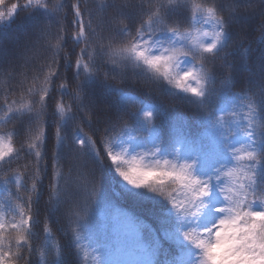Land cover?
Returning <instances> with one entry per match:
<instances>
[{
  "label": "snow or ice",
  "instance_id": "6c2138e0",
  "mask_svg": "<svg viewBox=\"0 0 264 264\" xmlns=\"http://www.w3.org/2000/svg\"><path fill=\"white\" fill-rule=\"evenodd\" d=\"M0 9H6L0 10L3 27L14 20L19 9L44 13L18 62L0 63V79L6 83L2 106L8 109L7 122L16 133L18 122L27 120L30 141L14 149L12 135H0L5 199L15 205L14 214L0 211V264H35L38 246L32 235L33 201L47 165L43 142L50 93L56 95L59 142L64 135L60 122L82 104L84 83L92 76L102 75L112 83L119 78L113 83L119 103L135 98L122 91L130 64H142L157 79L200 98L211 149H222L223 154L212 175L201 177L194 173L195 159L145 160L147 154L126 158L123 152L109 150L116 171L128 184L164 196L185 217L200 215L215 179L224 200L216 211L222 215L210 227L189 229L184 238L199 249V264H264V58L259 65L252 59L257 44L264 52V0H106L100 8L89 0H62L55 6L52 0H15L10 6L0 0ZM137 11L138 19L130 22L129 14ZM161 33L168 34L166 42L156 39ZM72 47L78 50L75 55L70 54ZM233 52L241 55L233 57ZM69 62L74 69L71 80L60 71L61 63ZM105 65L118 71L109 74ZM182 65H187L183 71ZM14 79L28 82L25 92L30 103L10 100ZM213 95L217 99L231 95L236 102L214 115L204 102ZM143 115L152 117L151 112ZM85 116L93 120L91 112L85 111ZM129 128L127 120L119 121L99 139L107 148ZM85 140L95 145L97 138L82 127L75 144L83 147ZM22 154L32 158L30 165L18 163ZM53 164L48 201L63 207L74 249L63 247L61 239L53 242L47 219L39 247L52 254L51 264H58V258L62 264H114L101 254L100 246L81 243L79 225L86 221L96 196V182L84 167L83 156L74 154L68 165L55 160ZM139 247L138 238L118 236L115 252L131 253ZM159 253V248L153 249L154 264H176L174 260L161 262Z\"/></svg>",
  "mask_w": 264,
  "mask_h": 264
},
{
  "label": "trees",
  "instance_id": "16d2710c",
  "mask_svg": "<svg viewBox=\"0 0 264 264\" xmlns=\"http://www.w3.org/2000/svg\"><path fill=\"white\" fill-rule=\"evenodd\" d=\"M12 2L15 0H6L8 6ZM61 2L62 0H52L53 6ZM105 2L106 0H89L90 5L97 8L102 7ZM138 16V11L130 13V22L135 23ZM43 19L42 11L34 10L29 14L19 9L16 17L7 27L0 26V63L15 65L18 62L26 42L35 35ZM232 35L230 31L229 37ZM168 38L166 33L156 36L157 40L165 42ZM76 51L78 50L72 47L70 54L75 55ZM231 55L237 57L241 53L233 52ZM262 58H264L262 46L257 44L252 59L259 65ZM105 68L109 74L118 71L111 65H105ZM60 71L70 80L74 79L71 62L61 63ZM11 82L15 91L10 95V100L19 99L22 103H30V97L25 92L29 86L28 82L15 79ZM118 82L119 78L113 81V83ZM113 83L105 80L102 75H94L85 81L82 104L76 106L75 110L60 122L64 135L59 142L56 140V95L50 93L48 97L49 110L43 142V157L47 165L43 169V178L33 201L32 235L38 246L34 256L35 264H51L52 254L46 248L39 247L43 241L41 233L45 219L53 228V242L61 239L63 247L74 249V241L63 207L59 204L52 206L48 201V181L55 168L53 161L68 165L73 163L74 154L83 156L84 167L96 182L95 199L86 221L79 225L81 243L90 247L100 246L101 254L115 263L119 260L115 252L117 237L130 236L133 239L138 238L141 247L134 248V251L144 253L149 264H154L157 259L153 254L154 248L160 249L158 258L161 262L174 260L176 264H196V260L200 258L199 249L184 238V233L191 228L208 227L206 221L212 213L209 212L207 204L215 192L210 191L205 198L206 207L199 216L185 217L159 193L147 187L128 184L116 171L117 166L111 162L107 153L109 150L124 153L125 149L129 151L149 149L153 145L157 153L171 159L177 157L189 161L195 159L197 163L194 173L198 176L203 177L213 172L222 157L223 150L211 149L212 137L206 130L207 117L200 107L202 101L190 93L175 88L166 80L157 79L142 64L139 66L130 64L124 79L122 91L125 95L135 97L134 99L119 103L117 99L119 92ZM6 94V83L0 79V135L11 134L12 147L18 149L21 143L25 145L30 143L26 132L28 121L20 120L16 133L13 132V124L7 122L8 109L2 106ZM204 102L215 115L222 107H230L236 102V98L228 95L217 99L213 95L206 96ZM73 103L75 104V101ZM17 106L12 105V107ZM85 111L91 112L93 116L91 122L85 116ZM145 112H151L152 117L145 118L143 115ZM123 120L129 122L130 128L114 137L106 148L99 139L100 134L112 131L113 126ZM82 127L91 130L96 136L95 145L87 140L83 147L75 144V138L81 135ZM31 159L22 154L18 163L30 165ZM3 175V171H0V211L6 215L14 214V203L5 199L7 192L2 182ZM58 264H62V258H58Z\"/></svg>",
  "mask_w": 264,
  "mask_h": 264
},
{
  "label": "rangeland",
  "instance_id": "374dc122",
  "mask_svg": "<svg viewBox=\"0 0 264 264\" xmlns=\"http://www.w3.org/2000/svg\"><path fill=\"white\" fill-rule=\"evenodd\" d=\"M167 46V45H164ZM187 67V65H182L181 66V71L185 70V68ZM237 140H239V137L236 138ZM153 145H151V148H140L138 150H134V151H129V149H125L124 151V155L126 158H131L132 156H136V155H140V154H147L145 155V160H152V159H156V158H165L166 155L164 154H159L155 151L154 147H152ZM155 152V156L151 155V153ZM169 158V157H167ZM171 159V158H169ZM213 172H209L207 174H205L203 177H207L212 175ZM211 191L214 193L215 195L210 197V201L207 204V208L209 209V212L212 213V216L210 218L207 219L206 224L208 227L214 225L216 223V221L220 218V216L222 215V213H219L216 211V208H218L219 206H221L224 203L223 200V195L219 190V187L217 186V181L215 179H213L212 181V187H211ZM118 258L119 260L116 261L114 264H149L148 259L146 258V255L144 253H140L137 251H132L131 253H126V254H118ZM200 259V258H199ZM199 259L196 260V264H199Z\"/></svg>",
  "mask_w": 264,
  "mask_h": 264
}]
</instances>
